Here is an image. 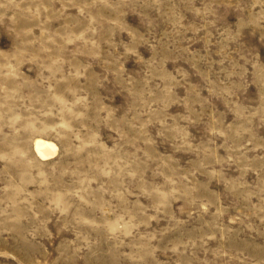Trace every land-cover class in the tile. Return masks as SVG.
<instances>
[{
    "label": "rangeland",
    "instance_id": "obj_1",
    "mask_svg": "<svg viewBox=\"0 0 264 264\" xmlns=\"http://www.w3.org/2000/svg\"><path fill=\"white\" fill-rule=\"evenodd\" d=\"M0 264H264V0H0Z\"/></svg>",
    "mask_w": 264,
    "mask_h": 264
},
{
    "label": "bare ground",
    "instance_id": "obj_2",
    "mask_svg": "<svg viewBox=\"0 0 264 264\" xmlns=\"http://www.w3.org/2000/svg\"><path fill=\"white\" fill-rule=\"evenodd\" d=\"M33 145L36 155L42 160L51 158L56 151V146L53 142L41 138L36 139Z\"/></svg>",
    "mask_w": 264,
    "mask_h": 264
}]
</instances>
